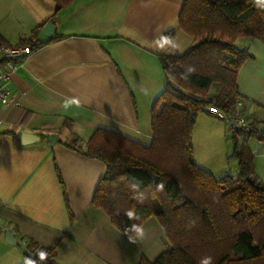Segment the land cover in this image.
Returning <instances> with one entry per match:
<instances>
[{"label": "crops", "instance_id": "crops-1", "mask_svg": "<svg viewBox=\"0 0 264 264\" xmlns=\"http://www.w3.org/2000/svg\"><path fill=\"white\" fill-rule=\"evenodd\" d=\"M181 4L74 0L49 19L53 0H0L5 43L19 45L33 34L41 43L3 82L7 100L0 102V264H22L28 240L42 246L56 241L55 260L61 264H136L141 256L151 261L165 250L151 259L146 256L153 249L151 240L134 247L141 232L151 227L152 217L126 238L102 210L91 206L105 165L65 144L83 145L96 128L149 144L151 104L165 86L159 54L176 50L173 35L175 25L180 30ZM48 22L54 26L51 38L40 34ZM235 44L252 56L236 79L244 114L263 122L264 45L251 37ZM217 130L212 122L203 125V134L213 141ZM21 132L40 138L21 144ZM53 135L57 139L48 145ZM249 142L255 174L263 183L264 156L257 154L261 157L255 161ZM257 145L255 153L264 154V143ZM193 160L209 170L197 157ZM6 231L17 244L5 241Z\"/></svg>", "mask_w": 264, "mask_h": 264}, {"label": "trees", "instance_id": "trees-1", "mask_svg": "<svg viewBox=\"0 0 264 264\" xmlns=\"http://www.w3.org/2000/svg\"><path fill=\"white\" fill-rule=\"evenodd\" d=\"M73 1L53 0L49 19ZM177 27L192 40L182 52L159 54L165 86L151 104L149 144L96 128L83 145H65L105 165L90 204L115 229L131 238L150 217L160 225L168 248L136 264H264V184L247 143H264V121L230 130L234 174L214 176L192 157L198 113L237 108V73L252 56L235 42L251 37L264 45V0H182ZM34 36L19 45L38 47ZM0 45H7L1 35ZM56 243L26 241L22 264H61Z\"/></svg>", "mask_w": 264, "mask_h": 264}, {"label": "rangeland", "instance_id": "rangeland-1", "mask_svg": "<svg viewBox=\"0 0 264 264\" xmlns=\"http://www.w3.org/2000/svg\"><path fill=\"white\" fill-rule=\"evenodd\" d=\"M175 30L176 32L173 35V39L176 50L174 51L182 52L188 45H190L192 39L190 36L176 29V25ZM201 114L204 115L205 112L198 113V118L196 117L193 128V158L197 157L202 162L200 163L203 165L205 163V166L209 169L208 171L211 172L214 176H220L224 172L234 174L236 172V161L233 157L229 156L232 149V143L230 139V130L228 129L227 124L218 118H214L208 115L207 113L205 116ZM210 117L214 119L209 121V119H211ZM209 122H212L215 127L218 128V130L216 131L218 133L216 141H213L211 138L208 139L207 135L203 134V125L205 126L206 124H210ZM71 144L78 145L74 142ZM249 145L252 149V152L256 155L254 156L255 161L258 162L259 157H261V155L264 156V154H262L261 152L255 153L257 151L258 145L257 141L254 138H250ZM149 224H152L151 227H148L141 232L139 237L136 239V242L134 243V247L142 246L144 239L151 240L149 247L153 244V249L151 250L150 254L147 252L146 256L153 259L157 255V253L168 247V243L164 238L162 229L153 217L150 219Z\"/></svg>", "mask_w": 264, "mask_h": 264}, {"label": "built area", "instance_id": "built-area-1", "mask_svg": "<svg viewBox=\"0 0 264 264\" xmlns=\"http://www.w3.org/2000/svg\"><path fill=\"white\" fill-rule=\"evenodd\" d=\"M30 53L31 49L26 45H0V102L7 100V89L3 82L10 78L11 73L16 68L17 62ZM239 105H241V102L237 100V108L226 112L214 105H209L207 111L214 117L223 120L229 130L248 132L252 129V124L245 114L239 111Z\"/></svg>", "mask_w": 264, "mask_h": 264}, {"label": "water", "instance_id": "water-1", "mask_svg": "<svg viewBox=\"0 0 264 264\" xmlns=\"http://www.w3.org/2000/svg\"><path fill=\"white\" fill-rule=\"evenodd\" d=\"M40 34L45 37V38H51L54 35V26L52 24V22H48L47 24H45V26L42 28ZM40 136L37 134H32V133H28V132H21L20 134V143L21 144H29L32 142H35L37 140H39ZM57 139L56 135H53L51 137V140L49 142L48 145H52L55 140ZM5 241L10 243V244H17V241L13 238L12 234L10 231H6L5 232ZM23 254L27 253L26 249L22 250Z\"/></svg>", "mask_w": 264, "mask_h": 264}]
</instances>
